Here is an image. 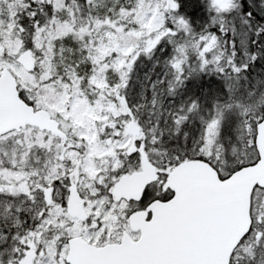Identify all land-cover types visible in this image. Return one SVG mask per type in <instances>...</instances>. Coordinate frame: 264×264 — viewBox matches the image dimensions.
<instances>
[{"label": "snow or ice", "instance_id": "snow-or-ice-1", "mask_svg": "<svg viewBox=\"0 0 264 264\" xmlns=\"http://www.w3.org/2000/svg\"><path fill=\"white\" fill-rule=\"evenodd\" d=\"M0 0V264H264V0Z\"/></svg>", "mask_w": 264, "mask_h": 264}, {"label": "rangeland", "instance_id": "rangeland-1", "mask_svg": "<svg viewBox=\"0 0 264 264\" xmlns=\"http://www.w3.org/2000/svg\"><path fill=\"white\" fill-rule=\"evenodd\" d=\"M178 2L181 5L178 11L187 16L193 26L198 27L197 21L201 23L204 21V13L198 5V0H178Z\"/></svg>", "mask_w": 264, "mask_h": 264}]
</instances>
